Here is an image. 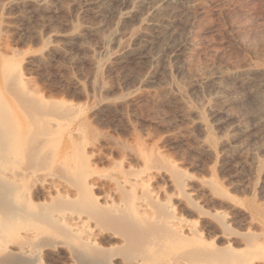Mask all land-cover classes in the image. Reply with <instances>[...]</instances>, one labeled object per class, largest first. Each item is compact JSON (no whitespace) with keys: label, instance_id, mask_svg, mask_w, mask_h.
<instances>
[{"label":"rangeland","instance_id":"1","mask_svg":"<svg viewBox=\"0 0 264 264\" xmlns=\"http://www.w3.org/2000/svg\"><path fill=\"white\" fill-rule=\"evenodd\" d=\"M0 52L94 137L134 154L92 156L97 168L159 154L153 180L168 195L172 171L189 180L186 216L209 240L263 245L264 0H0Z\"/></svg>","mask_w":264,"mask_h":264},{"label":"bare ground","instance_id":"2","mask_svg":"<svg viewBox=\"0 0 264 264\" xmlns=\"http://www.w3.org/2000/svg\"><path fill=\"white\" fill-rule=\"evenodd\" d=\"M251 71L245 64L234 73ZM97 142L103 153L88 150ZM115 150L134 156L94 137L70 105L43 98L0 52V264H248L264 256V243L242 252L209 240L186 216L195 206L189 180L172 171L170 195L153 180L166 167L159 154L141 153L140 168L92 162ZM206 214L222 236L225 218L201 211L200 222Z\"/></svg>","mask_w":264,"mask_h":264}]
</instances>
